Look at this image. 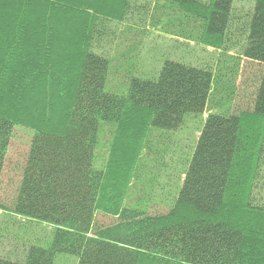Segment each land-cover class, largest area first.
I'll return each instance as SVG.
<instances>
[{
    "label": "trees",
    "instance_id": "trees-1",
    "mask_svg": "<svg viewBox=\"0 0 264 264\" xmlns=\"http://www.w3.org/2000/svg\"><path fill=\"white\" fill-rule=\"evenodd\" d=\"M235 1L0 0V191L14 128L34 130L17 197L1 206L53 228L50 245L0 264H55L61 253L78 264H264V67L251 110L206 117L164 213L150 198L126 204L151 135L205 113L215 93L232 96L240 60L227 72L166 60L158 78L107 89L114 43L140 44L151 27L177 24L179 39L226 49L240 29ZM245 26L242 56L264 64V0ZM104 126L112 137L99 164ZM99 212L116 221L98 225Z\"/></svg>",
    "mask_w": 264,
    "mask_h": 264
},
{
    "label": "rangeland",
    "instance_id": "rangeland-1",
    "mask_svg": "<svg viewBox=\"0 0 264 264\" xmlns=\"http://www.w3.org/2000/svg\"><path fill=\"white\" fill-rule=\"evenodd\" d=\"M255 0H236L235 13L240 19V29L231 30V44L223 51L204 47L195 42L179 39L174 26L165 25L151 27L143 34L140 44L133 47H118L114 43V60L112 71L107 82V89L116 93L126 92L128 82L132 77L158 78L166 60H175L193 66L213 68L215 71H228L236 60H240V73L237 77L236 91L228 96L223 90L215 93L212 102L205 113L188 114L185 123L177 130L156 128L151 137L153 148L146 149L142 158L145 159L142 168V179L134 180L127 205L138 198H150L152 213L168 211L174 197L178 195L185 172L195 151L206 117L210 112L251 110L254 104L260 72L264 64L251 61L242 56L248 43V35L244 32L245 22L254 11ZM123 26L119 27L121 30ZM238 31V32H237ZM118 40L123 37L118 36ZM140 37V36H139ZM137 39V38H135ZM121 67H119V66ZM222 74V73H221ZM228 78V77H227ZM230 79V78H229ZM224 93V94H223ZM227 95V96H225ZM224 97L227 99L225 100ZM102 145L99 149V164L107 159L111 127L104 126L101 132ZM34 130L30 127L17 125L13 131L10 147L6 156L1 176L0 191V255L14 260H23L31 245L48 246L53 239V228L45 223L30 221L23 217L4 211L10 208L17 197L22 180L23 170L29 153ZM105 156V157H104ZM98 164V165H99ZM100 166V165H99ZM2 205V206H1ZM116 219L113 216L99 212L96 216L98 225H110ZM79 258L72 254L61 253L55 258V264H78Z\"/></svg>",
    "mask_w": 264,
    "mask_h": 264
}]
</instances>
